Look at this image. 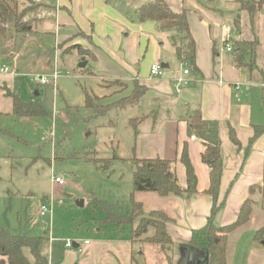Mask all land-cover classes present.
I'll use <instances>...</instances> for the list:
<instances>
[{
    "label": "crops",
    "instance_id": "0c3cea01",
    "mask_svg": "<svg viewBox=\"0 0 264 264\" xmlns=\"http://www.w3.org/2000/svg\"><path fill=\"white\" fill-rule=\"evenodd\" d=\"M40 1L42 6L32 12V29L36 31L26 36L21 49L13 55L20 58L21 51L34 38L40 42L52 39L57 56L68 48L69 52H78L72 47L79 46L84 55L78 52V56L81 62L89 65L91 76L98 77V80L121 82L126 85L125 92L129 95L136 91L135 111L129 118L138 119L134 128L129 126L128 120L132 134L130 158L169 161L182 189L186 188V176L180 154L186 145L196 177V194L167 197L152 192L133 194V200L142 205L143 213L158 211L171 220L165 225V230L175 245L172 248L175 252L173 264H179L183 256L192 253L185 250L191 231L205 227L211 217L212 198L205 194L209 187L210 169L201 161L204 145L197 137L198 141H190L187 132L186 119L195 109L203 120L219 124L222 173L218 199H223L224 203L211 217L212 225L221 228L232 224L244 202L249 200L251 203L249 220L226 236V264L236 261L240 264H263L264 238L263 241L254 239L255 232L262 226L253 227L252 222L255 204L264 198L260 188L264 132L251 145L249 139L253 126H264V102L260 115L255 113L247 96L250 85L242 83V68L235 67L234 56L229 63L221 57V53L226 52L224 44H229V30L221 26L223 10L199 0H167L173 12L187 9L188 30L194 42L191 64L186 50L183 49L181 55L177 54L176 46L182 39L176 32L163 31L155 22L140 20L138 10L150 0ZM46 14L51 23L43 20ZM261 42L264 44V38ZM152 64L162 67L163 76H150ZM185 68L189 69L187 75L182 74ZM178 78L187 80V85L178 84ZM259 86L264 90V85ZM242 90L246 93L244 96H240ZM230 128L235 133L238 146L229 138ZM250 223L248 248L241 250L239 243V249L232 248ZM111 244L115 248L108 249L110 255L106 261L109 264H134L131 256L137 244L131 237V231L127 244ZM87 245L82 247L81 254L89 255L82 259L81 264H96L100 249L94 244L87 248L89 253H86ZM118 245L120 247L116 249ZM203 255L195 260L205 264ZM134 261L137 264V259Z\"/></svg>",
    "mask_w": 264,
    "mask_h": 264
},
{
    "label": "rangeland",
    "instance_id": "374dc122",
    "mask_svg": "<svg viewBox=\"0 0 264 264\" xmlns=\"http://www.w3.org/2000/svg\"><path fill=\"white\" fill-rule=\"evenodd\" d=\"M199 1L223 10L221 26L229 30L227 40L234 50L237 40L242 42V48L247 52L243 58L245 68L241 69L244 76L242 83L250 85L247 96L254 112L260 115L264 102V90L259 86L264 85V44L261 42L264 38V6L255 12L257 14L251 24L247 12L239 14L234 0ZM20 2L19 10L29 9L30 3ZM27 16L32 22V12ZM44 19L51 23L47 14L43 15ZM35 31L32 29L31 34ZM53 45L52 39L40 42L34 38L21 51L20 58L0 54V69L5 66L15 72L13 75L0 73V226L13 236H45L48 264H81L82 259L89 255L65 248L66 241L81 248L87 242L86 253H89L87 248L97 244L96 248L100 250L96 264H109L106 261L110 255L108 249L115 248L111 243L127 244L132 229L131 237L137 244L133 252L137 264H165L158 245L147 240L153 237V228L148 227L145 234L135 233L141 219L151 217L152 212L142 211L135 218V209L129 210L133 162L130 158L132 134L128 120L133 117L134 106L97 119H88L91 111L84 108L85 94L90 95L97 106H103L128 97L126 85L98 80V77L90 75L89 65L84 68L79 66L80 51H68L57 56ZM252 48H255L253 57L249 54ZM223 54L221 57L226 63L234 56V53ZM55 63L61 73L55 86L51 83L38 85L35 82L38 76L48 77ZM8 94H18L23 100L34 98L42 106L45 116H13L12 101L6 97ZM245 94L243 90L240 92V96ZM137 121L133 118L131 125L134 126ZM48 131L54 133L53 139L42 141V137L49 135ZM85 147H91L96 152L95 157L105 162L98 166L82 157L67 158L71 152L79 155L86 153L87 157H91L86 152L88 148L83 151ZM57 154L62 158L57 159ZM53 177L63 178L65 184H53ZM95 202L99 206L95 207ZM41 205L52 207L50 219L39 216ZM100 206L117 207L114 216L132 218L131 228L129 225L104 224ZM254 211L253 227L264 226V198L257 201ZM250 226L251 223L232 248L239 249L238 243L241 250L248 248ZM185 261L183 256L182 264Z\"/></svg>",
    "mask_w": 264,
    "mask_h": 264
},
{
    "label": "trees",
    "instance_id": "16d2710c",
    "mask_svg": "<svg viewBox=\"0 0 264 264\" xmlns=\"http://www.w3.org/2000/svg\"><path fill=\"white\" fill-rule=\"evenodd\" d=\"M30 3L28 10H19L21 7L20 0H0V54L10 57L16 54L27 35L32 33V23L27 15L35 9L40 8L42 1L24 0ZM239 7V14L242 11L248 13L250 23H253L255 12L264 6V0H234ZM34 8H33V7ZM33 8V9H32ZM262 10V9H261ZM187 9L183 8L181 12H173L167 0H150L138 10V15L141 21H152L158 25V28L163 31H174L181 37V43L176 46L177 54L181 55L182 50H187L190 63L193 64L194 42L188 30V23L186 17ZM236 21V20H235ZM31 22V23H30ZM238 22V21H237ZM236 22V23H237ZM242 42L235 43L234 50V64L236 68H245L243 58L247 54L246 50L242 48ZM257 43L255 48L257 47ZM255 48L249 49V54L253 57ZM72 49L80 51V55H84V51L79 46H73ZM69 48L63 51V54L68 52ZM82 51V52H81ZM241 54V55H240ZM240 55L241 57H239ZM187 58V57H186ZM117 82V81H115ZM142 92V88H140ZM7 98L12 101V115L16 117L38 118L45 116L42 106L34 99L23 100L18 94H8ZM131 97V99H130ZM136 91L131 93L128 97L110 102L103 106H97L92 102V97L85 94L84 108L91 111L88 119H97L107 116L113 111H123L128 107L136 104ZM133 100V101H132ZM133 119L129 120V126ZM187 132L191 136L197 137L204 145V151L201 154V161L206 164L209 169V187L205 194L212 198L211 217L219 211L223 206V199H218V189L222 173L221 155H220V137L219 124L217 121H206L201 118L198 110H193L190 116L186 119ZM111 123V122H109ZM133 124V123H132ZM113 125V124H112ZM253 134L249 139L251 145L263 132L264 126H253ZM229 138L231 142L238 146V142L233 129L229 130ZM87 154L79 155V153L71 152L68 154V159H81L91 161L100 166L105 162L104 159H97L96 152L91 147L83 148ZM83 152V153H84ZM57 154V159H61ZM114 158L117 159L116 156ZM133 162V170L131 176V193L129 198L130 209L137 213L139 217L142 213V205L133 200V194L136 192H152L157 193L162 197L169 195L180 196L183 194L194 195L197 193L196 177L187 156V148L184 145L181 154L180 162L184 165L186 176V188L182 189L171 169L169 161L155 159H137L131 158ZM261 194L264 195V164L262 182L260 185ZM95 207L99 203L93 204ZM101 205V204H100ZM93 207V208H95ZM104 213L103 223L114 224L116 226H132V218L126 219L124 215L114 216L117 207L104 206L101 207ZM251 210V203L249 200L245 201L241 206L239 214L235 222L230 225L217 228L211 223V217L207 220V224L202 229L191 231V239L188 246L196 249L205 255V264H226V246L225 240L228 233L236 228L242 226L249 220ZM156 217L154 218L153 216ZM171 220L163 213L153 211L151 217L142 218L139 226L136 229V234H145L147 228L151 227L154 230L153 237L149 240L152 244L158 245V251L163 255L165 264H173V242L166 233L165 225ZM117 227V228H119ZM219 233L220 235H217ZM132 234V229H131ZM264 226L255 232V241H263ZM45 236L31 237V236H13L5 228L0 226V264H48V254L45 250ZM167 248V249H166ZM132 262L136 263L132 253Z\"/></svg>",
    "mask_w": 264,
    "mask_h": 264
},
{
    "label": "built area",
    "instance_id": "2783aa9c",
    "mask_svg": "<svg viewBox=\"0 0 264 264\" xmlns=\"http://www.w3.org/2000/svg\"><path fill=\"white\" fill-rule=\"evenodd\" d=\"M224 50L226 52H233V47L230 46L228 43H225L224 44ZM0 73L1 74H14L15 72L11 71L9 68L3 66L1 69H0ZM189 73V69L188 68H185L183 69L182 71V74L183 75H187ZM149 74L151 77H161L163 76V70L162 68L160 67L159 64H152L149 68ZM61 75V73L56 69V63L53 65V70H52V73L48 76V77H45V76H38L37 80H35V82L38 84V85H46L48 83H51L53 86H55L56 84V81L58 79V77ZM177 83L178 84H182V85H187V80L183 79V78H178L177 80ZM49 132V135L46 136V137H42V141H45L49 138L53 139V132L52 131H48ZM189 140L190 141H198V139L195 137V136H190L189 137ZM52 183L53 184H57L59 186H63L65 183H64V179L61 178V177H53L52 178ZM38 214L40 217L42 218H51V214H52V207L50 206H47V205H41L39 207V210H38ZM84 245H87V242H84ZM65 248L67 249H74L73 248V243H70L69 241H66L65 243ZM78 250L79 253L83 252V248H81L80 246H77L76 248Z\"/></svg>",
    "mask_w": 264,
    "mask_h": 264
},
{
    "label": "water",
    "instance_id": "95a60500",
    "mask_svg": "<svg viewBox=\"0 0 264 264\" xmlns=\"http://www.w3.org/2000/svg\"><path fill=\"white\" fill-rule=\"evenodd\" d=\"M175 39L174 38H172V41H174ZM81 68H84L85 66H86V63L85 62H81V64L79 65ZM162 68V67H161ZM35 95H37L36 93H35ZM80 205H82V203H80ZM45 235V234H44ZM77 244H73V248L74 249H76L77 248ZM185 250H187V251H189L190 250V252H192V253H187L186 254V256H185V259H186V261H185V264H203V262L201 261V260H199V261H196L195 259L196 258H201L202 257V255H203V253H201L200 251H198V250H196V249H192V248H190L188 245H186L185 246ZM204 257H203V259H204V261H205V255H203ZM180 264H182V262L180 263Z\"/></svg>",
    "mask_w": 264,
    "mask_h": 264
}]
</instances>
